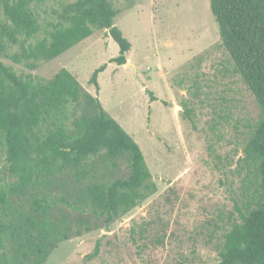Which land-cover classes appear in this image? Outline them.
Segmentation results:
<instances>
[{"label":"rangeland","instance_id":"374dc122","mask_svg":"<svg viewBox=\"0 0 264 264\" xmlns=\"http://www.w3.org/2000/svg\"><path fill=\"white\" fill-rule=\"evenodd\" d=\"M73 1L46 0L41 25L52 20L50 8ZM113 2L115 25L131 43L125 65L109 62L118 46L100 30L33 70L2 59L40 83L68 69L138 144L156 186L108 226L89 215L94 227L58 244L44 264H217L222 230L256 187L243 149L260 110L219 41L209 0ZM102 64L96 91L88 80ZM115 163H99L94 180L126 177V163ZM3 172L0 155V181ZM69 191L71 200L80 196ZM98 239L99 253L88 260Z\"/></svg>","mask_w":264,"mask_h":264},{"label":"trees","instance_id":"16d2710c","mask_svg":"<svg viewBox=\"0 0 264 264\" xmlns=\"http://www.w3.org/2000/svg\"><path fill=\"white\" fill-rule=\"evenodd\" d=\"M44 2L0 0V264H44L58 244L94 227L89 215L108 226L156 190L138 144L68 69L40 83L2 62L33 70L100 30L118 46L109 62L126 64L131 43L115 25L113 0L62 3L41 25ZM209 8L234 72L260 110L243 149L256 187L236 209L237 221L222 230L217 264H264V0H209ZM106 67L88 80L96 91ZM118 160L126 163V177L94 180L99 163L103 168ZM70 188L80 196L71 200ZM100 243L88 260L98 255Z\"/></svg>","mask_w":264,"mask_h":264}]
</instances>
